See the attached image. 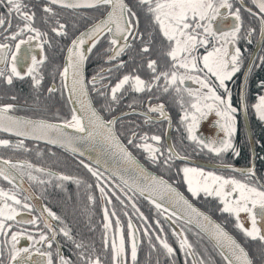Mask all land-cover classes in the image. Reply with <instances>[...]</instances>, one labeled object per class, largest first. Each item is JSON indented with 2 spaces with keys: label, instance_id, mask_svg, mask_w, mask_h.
<instances>
[{
  "label": "snow or ice",
  "instance_id": "obj_1",
  "mask_svg": "<svg viewBox=\"0 0 264 264\" xmlns=\"http://www.w3.org/2000/svg\"><path fill=\"white\" fill-rule=\"evenodd\" d=\"M257 66L264 0H0V149L24 154H0V264H264V174L232 162L238 116L264 124Z\"/></svg>",
  "mask_w": 264,
  "mask_h": 264
},
{
  "label": "flooded vegetation",
  "instance_id": "obj_2",
  "mask_svg": "<svg viewBox=\"0 0 264 264\" xmlns=\"http://www.w3.org/2000/svg\"><path fill=\"white\" fill-rule=\"evenodd\" d=\"M141 26H143V24ZM255 45H256V37L255 36L253 37L251 44H247V43L242 41L241 44L239 45L241 47L243 55L245 57L244 65H247L249 63V61L247 59L248 52L244 51V50L247 49L248 51H254ZM257 65H259L258 58H257ZM261 78H264V66L254 67L252 70V73L249 76V80H248V84H247L248 98H249L250 102H252V103L255 102L254 101L255 95L259 94L257 92L256 87H255L256 81L261 79ZM243 81H244V71H243V66H242V70L238 71L237 74H234L233 80L228 83V86L232 89V93H233L232 100H233L234 106H235V100H236L238 93H239V85ZM17 88L22 89V92L20 93V100H23V98L26 95H28L27 86L25 84H18ZM20 100H18V102H20ZM18 114H21V115H43L42 113H33L30 109H21ZM170 115L172 116L173 123L175 125V122L178 119V117L176 115V110H172L170 112ZM245 118L247 121L246 124H248L249 132H250L249 134L251 135V140L249 141V139H248L247 132L245 130V125L243 124L244 123L243 117L238 116V131H237L236 137L234 139V143H236L238 145V147L240 148L241 155H240V157L232 158V162L234 163L235 166L239 167L244 163L245 158H246L249 161H254L255 166L258 169L259 173L264 174V159H261L262 157H264V124H260L258 122V119L254 115V111L250 116H245ZM216 120H217L216 114L214 112H210L206 118H204L200 121L199 127L196 130L197 135H199L202 139H205V140H207L210 137H217V136L221 135L222 133L219 132L217 125L215 123ZM253 127H256L259 130H261V132H260V133H262L261 137H258L257 135L252 134L251 129H253ZM169 132H170V135L172 137H175L177 135V133L175 132V127L170 129ZM250 143L253 145V150L251 149ZM253 153H255V157H253ZM0 154L5 155V156L12 155L13 158H16V156H20L21 158L24 157L23 153H11V152L3 150V149H0ZM192 156H193L194 161L206 163V164L218 165V162H214V158L207 157L206 154L193 153ZM225 156L231 157V153H227V154H225ZM28 158L31 159L33 162L45 163V164L48 162V160L51 159L50 157H47V156H45L43 159L37 158L34 155V153L28 154ZM137 159L142 164L145 163L143 157L140 156L139 154H137ZM147 167H149L150 170H152L153 172H156L157 174H159L158 169L152 167L151 165H147ZM71 169L84 173L83 169H75L74 166ZM71 169H69V170H71ZM208 170H210V169L208 168ZM0 183H4V182L0 181ZM4 186H7L6 183H4ZM69 187L71 188V190H73V188H74V186H72V185H69ZM182 190H185V189H182ZM194 202L196 203L197 207H200L202 210L211 214L215 220H217L218 222L224 223L223 217H221L218 213L213 211L209 205L201 203L200 201H194ZM53 203L55 204L54 201H53ZM139 204H140L142 211H144L145 213L150 212L149 206L147 208L144 204H141V202H139ZM69 219L71 220V219H73V217L71 215H69ZM183 226L185 228L191 227L188 225H183ZM224 226L229 232H233V228H232V225L230 223L224 224ZM175 227L177 228V230H179L177 225H175ZM164 228H165V231L169 234V238L171 239V230L173 229V227H171L168 223H166V224H164ZM188 234H189L190 239L194 240V237H192L191 232H188ZM25 245H26V240H21L20 246H25ZM180 259H181V264H182L183 256H181Z\"/></svg>",
  "mask_w": 264,
  "mask_h": 264
},
{
  "label": "water",
  "instance_id": "obj_3",
  "mask_svg": "<svg viewBox=\"0 0 264 264\" xmlns=\"http://www.w3.org/2000/svg\"><path fill=\"white\" fill-rule=\"evenodd\" d=\"M243 124L245 125V130L247 132V136H248V139L249 141L251 140V135L249 134V128H248V124L247 121H246V118L245 116L243 117ZM251 145V149L253 150V145L250 143ZM87 155V154H86ZM195 163L198 165V166H207V168H209L210 170H217L218 169V165H213V164H206V163H201V162H197L195 161ZM171 227H173V229L175 228L177 230V228L175 227V225L171 224V222L168 223Z\"/></svg>",
  "mask_w": 264,
  "mask_h": 264
},
{
  "label": "trees",
  "instance_id": "obj_4",
  "mask_svg": "<svg viewBox=\"0 0 264 264\" xmlns=\"http://www.w3.org/2000/svg\"><path fill=\"white\" fill-rule=\"evenodd\" d=\"M88 67L91 68V64H89ZM61 111H63V109H61ZM251 130H252V134L257 135L258 137H261L262 136V133H260L261 130H259L258 128L253 127V129H251ZM206 156L207 157H210V158H213V156L211 154H206ZM69 189H70V191H72L70 187H69ZM54 202L57 203L56 201H54ZM140 202H141V204H144L147 208H148V206L150 207V205L147 202L143 201L142 199L140 200ZM61 210H63V209L61 208ZM194 240H195V238H194ZM205 243H206V241H205Z\"/></svg>",
  "mask_w": 264,
  "mask_h": 264
},
{
  "label": "rangeland",
  "instance_id": "obj_5",
  "mask_svg": "<svg viewBox=\"0 0 264 264\" xmlns=\"http://www.w3.org/2000/svg\"><path fill=\"white\" fill-rule=\"evenodd\" d=\"M222 135V134H221Z\"/></svg>",
  "mask_w": 264,
  "mask_h": 264
}]
</instances>
